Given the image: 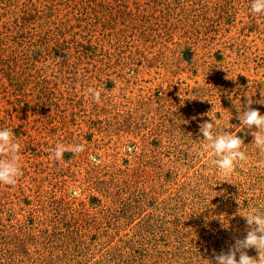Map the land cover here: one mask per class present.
<instances>
[{"label":"rangeland","instance_id":"374dc122","mask_svg":"<svg viewBox=\"0 0 264 264\" xmlns=\"http://www.w3.org/2000/svg\"><path fill=\"white\" fill-rule=\"evenodd\" d=\"M250 3L0 0V127L23 171L0 184V264H214L246 235L239 210L264 209V151L234 104L264 114ZM209 115L244 141L230 173L199 133Z\"/></svg>","mask_w":264,"mask_h":264},{"label":"clouds","instance_id":"9594fccd","mask_svg":"<svg viewBox=\"0 0 264 264\" xmlns=\"http://www.w3.org/2000/svg\"><path fill=\"white\" fill-rule=\"evenodd\" d=\"M251 14L264 16V0H251ZM88 93L97 102L101 93L93 87L88 88ZM253 101L249 97L247 104L237 106L240 125L244 128L253 129L254 144L264 151V114L257 108L251 107ZM264 104V99L257 101ZM240 131L220 130L216 117L209 115V119L199 126V133L207 141L205 147L212 150L214 154L213 165L223 173H230L239 162L247 159L246 153L242 150L243 139L237 134ZM85 146L81 143L66 147L63 144H56L52 148V154L59 161L65 152L73 154L81 153ZM21 144L14 138L11 128L0 127V184L14 186L19 177L23 175L20 163ZM94 163H99L97 155L90 156ZM78 193L73 190V195ZM240 215L245 219L248 230L242 239H236L227 251L215 254L214 264H264V209L259 207H249L247 212L239 210ZM254 248L258 251L257 257H252L247 253V249Z\"/></svg>","mask_w":264,"mask_h":264}]
</instances>
